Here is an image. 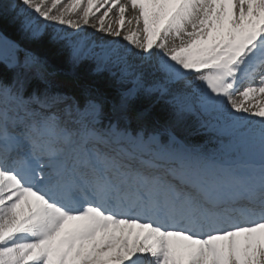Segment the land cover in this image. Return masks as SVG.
Instances as JSON below:
<instances>
[{"label": "snow or ice", "instance_id": "obj_1", "mask_svg": "<svg viewBox=\"0 0 264 264\" xmlns=\"http://www.w3.org/2000/svg\"><path fill=\"white\" fill-rule=\"evenodd\" d=\"M0 65V264H264V0H0Z\"/></svg>", "mask_w": 264, "mask_h": 264}, {"label": "trees", "instance_id": "obj_2", "mask_svg": "<svg viewBox=\"0 0 264 264\" xmlns=\"http://www.w3.org/2000/svg\"><path fill=\"white\" fill-rule=\"evenodd\" d=\"M5 33L15 38L16 33L13 28L6 27ZM93 67V64L88 62L87 60L80 66V68L78 69V73L81 81L85 83L95 82L101 84L114 94L115 84L111 81L107 73H103L101 75H94ZM0 69L4 70L6 72V75L10 78V71L3 69L2 65H0ZM139 106L140 105H138V107ZM153 115L156 119L160 121V123H164V121L167 119V110L164 108L163 105H157L153 110ZM185 135L192 143L203 145L209 151L217 148L221 142H224L227 139L226 137L217 136L209 132H197L195 131L194 125L192 123H189V125L187 126V131ZM215 155H218L221 158H227L231 160L234 159V153L227 152L226 146L223 151L217 152Z\"/></svg>", "mask_w": 264, "mask_h": 264}, {"label": "bare ground", "instance_id": "obj_3", "mask_svg": "<svg viewBox=\"0 0 264 264\" xmlns=\"http://www.w3.org/2000/svg\"><path fill=\"white\" fill-rule=\"evenodd\" d=\"M49 2H50V0H49ZM66 3H67V0H61V5L66 4ZM127 15H128V16H131V15H132L131 11H129V12L127 13ZM113 19H114V17H113ZM129 27H132V28L136 27V25H135V21H133V24H132L131 26H129ZM141 27H142V24H141ZM67 31H68L69 33L72 32L71 29H67ZM83 35H87V36H90V37L95 38V37H99V36H101L102 34H101V33H95L94 30L91 29V28H86V29H85V33H83ZM105 39H111V37H105ZM121 43H126V42L121 41Z\"/></svg>", "mask_w": 264, "mask_h": 264}, {"label": "water", "instance_id": "obj_4", "mask_svg": "<svg viewBox=\"0 0 264 264\" xmlns=\"http://www.w3.org/2000/svg\"><path fill=\"white\" fill-rule=\"evenodd\" d=\"M5 35H6V34H5ZM6 36H7V35H6ZM7 38H8L9 40H12V39H13V38H11V37H9V36H7ZM5 55L11 57L13 54H12L11 52H6Z\"/></svg>", "mask_w": 264, "mask_h": 264}, {"label": "rangeland", "instance_id": "obj_5", "mask_svg": "<svg viewBox=\"0 0 264 264\" xmlns=\"http://www.w3.org/2000/svg\"><path fill=\"white\" fill-rule=\"evenodd\" d=\"M256 147H258V145H257ZM257 149H258V148H257Z\"/></svg>", "mask_w": 264, "mask_h": 264}]
</instances>
